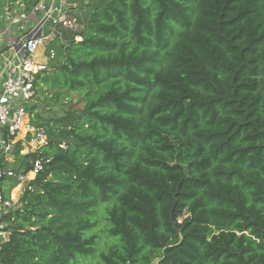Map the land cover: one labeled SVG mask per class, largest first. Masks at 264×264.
<instances>
[{
  "label": "trees",
  "instance_id": "trees-1",
  "mask_svg": "<svg viewBox=\"0 0 264 264\" xmlns=\"http://www.w3.org/2000/svg\"><path fill=\"white\" fill-rule=\"evenodd\" d=\"M78 18L35 88L81 106L29 107L48 143L17 142L14 170L46 161L0 264H264V0H89Z\"/></svg>",
  "mask_w": 264,
  "mask_h": 264
},
{
  "label": "built area",
  "instance_id": "built-area-1",
  "mask_svg": "<svg viewBox=\"0 0 264 264\" xmlns=\"http://www.w3.org/2000/svg\"><path fill=\"white\" fill-rule=\"evenodd\" d=\"M87 2L89 0H39L28 12L10 5L3 7L0 13V152L3 155L12 153L20 132L29 116L31 118L29 107L36 97L37 75L49 67L47 61L40 58V52H44L61 31L81 28L79 6ZM41 56L43 58V53ZM33 134L36 150L48 143L43 128H35ZM45 161L42 156L36 158L30 173L36 176ZM3 177L24 181L27 174L0 167V179ZM28 188L32 190L30 185ZM19 206L0 187V238L3 242L11 234L6 217Z\"/></svg>",
  "mask_w": 264,
  "mask_h": 264
},
{
  "label": "rangeland",
  "instance_id": "rangeland-1",
  "mask_svg": "<svg viewBox=\"0 0 264 264\" xmlns=\"http://www.w3.org/2000/svg\"><path fill=\"white\" fill-rule=\"evenodd\" d=\"M59 40L60 39L57 36V38H54L50 42V44L53 43L54 45L58 43ZM50 44L49 46L46 47V50L44 52H40V58L42 60L47 61L49 66H51V64L53 63L54 57L56 56L55 50L52 49L55 45L54 46L51 45V50L49 51ZM42 53H43V58L41 56ZM32 103L38 104L39 107L38 106L37 107L42 108L41 114L45 117H51L53 116L55 112H59V114L63 115V112L66 111L67 108L76 109L81 106L79 98L78 96H76V94H74L72 98L67 99L63 104L60 103V104L54 105L53 103H49L46 105V103H43L42 100H38L37 96L34 98ZM24 128H25V132L23 133L20 132L17 140L21 139L23 144L25 143L26 145V150L33 152V150L35 149V146H34L35 141H34V134H33L35 126L30 123V116ZM0 156H1V153H0ZM9 160H10V163L6 164V167L9 169H16V166L14 165V156L12 154L11 155L9 154ZM11 160H13V162H11Z\"/></svg>",
  "mask_w": 264,
  "mask_h": 264
},
{
  "label": "crops",
  "instance_id": "crops-1",
  "mask_svg": "<svg viewBox=\"0 0 264 264\" xmlns=\"http://www.w3.org/2000/svg\"><path fill=\"white\" fill-rule=\"evenodd\" d=\"M44 49H46V48H44ZM23 132H25V128H23V131L21 133H23ZM19 141H21V139L20 140H17V142H19ZM22 146H23V149L21 150V152L23 154L30 152V151H27L26 150L25 143L23 144V142H22ZM33 151H36V148ZM11 154L12 153H10V155ZM1 156L2 157L5 156V160H6L5 162H7L6 164L10 163L9 154L8 155H3L1 153ZM1 156H0V158H1ZM5 162L2 163V164H0V167H2L5 170H14V169L7 168ZM11 162H13V160H11ZM30 170L28 172H25L27 174V178L24 181H17L16 179L11 178V177H5L6 179H8V180H5V181H2V178L0 179V186L3 185L4 187L3 186L2 187L5 188L6 191H8L6 194L5 193L4 194L7 195L8 197L12 198L13 201L16 204H19L20 206L22 205L21 200H22V197H23L26 189H28V186L30 185V182L35 178V175L33 173H30ZM14 171L18 172L17 170H14ZM21 173H24V172H21ZM13 182H16V184L15 185H12ZM2 191H3V189H2Z\"/></svg>",
  "mask_w": 264,
  "mask_h": 264
},
{
  "label": "water",
  "instance_id": "water-1",
  "mask_svg": "<svg viewBox=\"0 0 264 264\" xmlns=\"http://www.w3.org/2000/svg\"><path fill=\"white\" fill-rule=\"evenodd\" d=\"M159 262H160V260L157 259V260L155 261V263H153V264H159Z\"/></svg>",
  "mask_w": 264,
  "mask_h": 264
}]
</instances>
